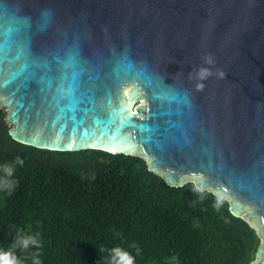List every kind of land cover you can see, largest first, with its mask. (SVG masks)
<instances>
[{
    "label": "water",
    "instance_id": "95a60500",
    "mask_svg": "<svg viewBox=\"0 0 264 264\" xmlns=\"http://www.w3.org/2000/svg\"><path fill=\"white\" fill-rule=\"evenodd\" d=\"M0 96L16 141L229 199L264 264V0H0Z\"/></svg>",
    "mask_w": 264,
    "mask_h": 264
},
{
    "label": "trees",
    "instance_id": "16d2710c",
    "mask_svg": "<svg viewBox=\"0 0 264 264\" xmlns=\"http://www.w3.org/2000/svg\"><path fill=\"white\" fill-rule=\"evenodd\" d=\"M229 199L171 186L141 155L38 148L0 132V264H252Z\"/></svg>",
    "mask_w": 264,
    "mask_h": 264
},
{
    "label": "flooded vegetation",
    "instance_id": "af4514ba",
    "mask_svg": "<svg viewBox=\"0 0 264 264\" xmlns=\"http://www.w3.org/2000/svg\"><path fill=\"white\" fill-rule=\"evenodd\" d=\"M10 106L4 100V97L0 96V132L10 130L14 124H11L8 119Z\"/></svg>",
    "mask_w": 264,
    "mask_h": 264
},
{
    "label": "clouds",
    "instance_id": "9594fccd",
    "mask_svg": "<svg viewBox=\"0 0 264 264\" xmlns=\"http://www.w3.org/2000/svg\"><path fill=\"white\" fill-rule=\"evenodd\" d=\"M117 251V255H119L120 260L118 264H132V259L128 256L127 253H120L119 250Z\"/></svg>",
    "mask_w": 264,
    "mask_h": 264
},
{
    "label": "snow or ice",
    "instance_id": "6c2138e0",
    "mask_svg": "<svg viewBox=\"0 0 264 264\" xmlns=\"http://www.w3.org/2000/svg\"><path fill=\"white\" fill-rule=\"evenodd\" d=\"M142 114V113H141ZM126 120L128 119V117L125 118Z\"/></svg>",
    "mask_w": 264,
    "mask_h": 264
}]
</instances>
